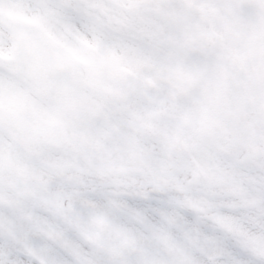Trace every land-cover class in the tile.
Segmentation results:
<instances>
[{"label":"snow or ice","instance_id":"6c2138e0","mask_svg":"<svg viewBox=\"0 0 264 264\" xmlns=\"http://www.w3.org/2000/svg\"><path fill=\"white\" fill-rule=\"evenodd\" d=\"M0 264H264V0H0Z\"/></svg>","mask_w":264,"mask_h":264}]
</instances>
